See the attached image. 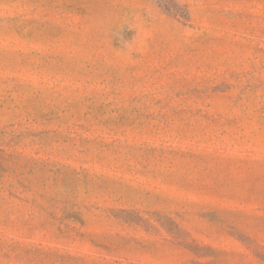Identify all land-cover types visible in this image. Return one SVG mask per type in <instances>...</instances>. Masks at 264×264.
<instances>
[{"label": "rangeland", "instance_id": "rangeland-1", "mask_svg": "<svg viewBox=\"0 0 264 264\" xmlns=\"http://www.w3.org/2000/svg\"><path fill=\"white\" fill-rule=\"evenodd\" d=\"M0 264H264V0H0Z\"/></svg>", "mask_w": 264, "mask_h": 264}, {"label": "clouds", "instance_id": "clouds-1", "mask_svg": "<svg viewBox=\"0 0 264 264\" xmlns=\"http://www.w3.org/2000/svg\"><path fill=\"white\" fill-rule=\"evenodd\" d=\"M135 23L139 25V24H142L143 22H142L141 20H139V19H136V20H135ZM124 25H127V23H125ZM117 30H118V29L113 28V30H112V32H111V36L116 35ZM128 47H129V43H125V44H124L123 51H128ZM133 54H134V53H133Z\"/></svg>", "mask_w": 264, "mask_h": 264}]
</instances>
